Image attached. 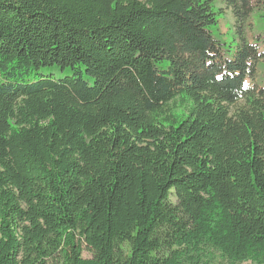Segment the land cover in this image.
Masks as SVG:
<instances>
[{
    "label": "trees",
    "instance_id": "trees-1",
    "mask_svg": "<svg viewBox=\"0 0 264 264\" xmlns=\"http://www.w3.org/2000/svg\"><path fill=\"white\" fill-rule=\"evenodd\" d=\"M0 264H264V0H0Z\"/></svg>",
    "mask_w": 264,
    "mask_h": 264
},
{
    "label": "rangeland",
    "instance_id": "rangeland-1",
    "mask_svg": "<svg viewBox=\"0 0 264 264\" xmlns=\"http://www.w3.org/2000/svg\"><path fill=\"white\" fill-rule=\"evenodd\" d=\"M218 7H222L221 9V13L218 14V18H219V26H220V30H221V38L222 40L225 42V47H231L234 50L235 47V41H234V28H233V17L231 14V11L229 9H227L224 4L218 2L217 3ZM229 57H231V55H228ZM56 75H59V77L62 76V73H58L56 70H52ZM40 73H44L47 74L48 73V69H41ZM35 78H38L37 76H32ZM83 257H90V254L84 250L83 251Z\"/></svg>",
    "mask_w": 264,
    "mask_h": 264
}]
</instances>
